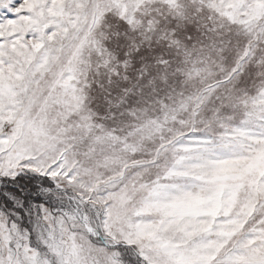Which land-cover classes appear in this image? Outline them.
Listing matches in <instances>:
<instances>
[{"label": "snow or ice", "instance_id": "obj_1", "mask_svg": "<svg viewBox=\"0 0 264 264\" xmlns=\"http://www.w3.org/2000/svg\"><path fill=\"white\" fill-rule=\"evenodd\" d=\"M0 264H264V0H0Z\"/></svg>", "mask_w": 264, "mask_h": 264}]
</instances>
